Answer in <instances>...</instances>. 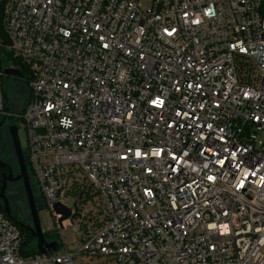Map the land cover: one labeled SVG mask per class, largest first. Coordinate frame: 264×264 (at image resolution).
<instances>
[{"label":"built area","instance_id":"2783aa9c","mask_svg":"<svg viewBox=\"0 0 264 264\" xmlns=\"http://www.w3.org/2000/svg\"><path fill=\"white\" fill-rule=\"evenodd\" d=\"M1 25L29 91L8 112L0 65V122L62 243L23 256L0 211V264H264V0H5Z\"/></svg>","mask_w":264,"mask_h":264},{"label":"rangeland","instance_id":"374dc122","mask_svg":"<svg viewBox=\"0 0 264 264\" xmlns=\"http://www.w3.org/2000/svg\"><path fill=\"white\" fill-rule=\"evenodd\" d=\"M150 3V0H143V5L144 7H147ZM3 52V51H2ZM0 53V65L1 67L4 69L6 67L12 66V62L8 61L5 57V54ZM29 82V81H28ZM28 82H26V80L24 81V79H15L12 77H2V88H4V92L7 95V107L6 110L12 113H20L23 109V106L26 103V99H27V95H28ZM17 100V101H16ZM10 120H8V118L5 121L4 126L8 125ZM14 124L18 123V119L16 117H13L12 120ZM18 139H19V143L21 146V150L24 156H26L27 154V141H26V136L24 135V133H19L18 134ZM0 152L3 153L4 155V160L6 162H8L12 168L17 166V162H16V158L14 156V152L12 149V144H11V140L10 137L7 133V137H2L1 141H0ZM7 156H9V158H7ZM75 176V169H70ZM27 171L29 173L30 176V180L33 183V186L35 188V201H36V206L40 207L37 208V214H38V219H39V223H40V227L42 230V233L44 236H47L49 238L46 239L47 241H51V240H57L58 242H61V239L59 237L58 234H56V232L54 231V229L52 227H50L49 222H48V218H47V210L44 208L43 206V201L40 198V194H39V189L37 188L36 184H34V178H33V174H32V170L30 168V166L27 164ZM73 176V177H74ZM80 175H76V177L79 178ZM12 189H14V186L11 187ZM2 205V204H1ZM21 216V215H20ZM30 220V219H29ZM27 222V221H26ZM25 222V224H27ZM62 236H63V243L69 248L70 251L74 252L76 249H78L81 245L80 243V236H73L70 237V230H64L62 231ZM62 250H59L58 253H61ZM75 262L77 264H115L113 261L111 260H107L105 258H99V257H87V256H80V257H75L74 258Z\"/></svg>","mask_w":264,"mask_h":264},{"label":"water","instance_id":"95a60500","mask_svg":"<svg viewBox=\"0 0 264 264\" xmlns=\"http://www.w3.org/2000/svg\"><path fill=\"white\" fill-rule=\"evenodd\" d=\"M3 74L9 77H12V78H17V79L24 78V75L21 73L19 69L10 68V67L3 69ZM3 99L5 100L4 102L6 103L7 102L6 96H3ZM3 121H4V118L0 122V132H1ZM8 134H9V137L12 143L14 156L17 160V165L20 171V176L16 179H13L12 181L18 180L20 178H22L23 180V186H24V190L26 193L29 215L31 218V224H32L31 227H27L19 223L17 220H15L10 215V210H9L7 200L3 195L4 188H5V179H3L2 189L0 192V198H2L3 200V211L6 214V216L12 222H14L18 227L27 230L31 234V236L35 240V248H36L37 254L51 256L53 253L57 252L58 244L55 241L48 242L42 233L39 219H38V214H37V207H36L33 194L31 191L30 182H29V178H28L27 170H26V165H25L23 153H22L21 146H20L19 139H18L17 128L15 125H11L10 127H8ZM0 136H1V133H0ZM3 167L4 165H2V163L0 162V169H2ZM54 208H55V211L61 214L62 216L61 219L59 220V223L69 217L70 215L69 210L66 209L65 207L59 204H56Z\"/></svg>","mask_w":264,"mask_h":264},{"label":"flooded vegetation","instance_id":"af4514ba","mask_svg":"<svg viewBox=\"0 0 264 264\" xmlns=\"http://www.w3.org/2000/svg\"><path fill=\"white\" fill-rule=\"evenodd\" d=\"M15 79H17V78H15ZM3 96H6V99H7V95L5 94V92H4ZM5 105H7V103H5ZM8 120H10V121H9L8 125H6V126H4L6 119L3 121V124L1 127V132H0L1 133L0 141H1V138L3 136L7 137L6 135L8 133V127H10L11 125H14L13 121H11L12 118H8ZM23 157H24V161H25V156L23 155ZM7 158H9V156H7ZM0 162L2 163V165H4V167L2 169H0V192L2 189L3 179H5V188H4L3 195L7 200L9 210H10V215L15 220H17L19 223H21L27 227H31V225H32L31 224V218L29 215L26 193H25L24 186H23V180H22V178H20L18 180L12 181L13 179H16L20 176L19 168H16V167L12 168V166L4 160V155L2 152H0ZM16 162H17V160H16ZM25 165H26V170H27V162L26 161H25ZM27 175L29 178L31 191H32L33 198L35 201L36 192H35V188L33 186V183L30 180V176H29L28 171H27ZM12 186H14V189L11 188ZM0 203L3 206L2 198H0ZM35 204H36V201H35ZM24 220L27 221V224L23 223Z\"/></svg>","mask_w":264,"mask_h":264},{"label":"trees","instance_id":"16d2710c","mask_svg":"<svg viewBox=\"0 0 264 264\" xmlns=\"http://www.w3.org/2000/svg\"><path fill=\"white\" fill-rule=\"evenodd\" d=\"M4 2H5V0H0V43L1 44L7 43L6 34H5L3 27L1 25L2 10H3ZM1 52L3 54H5V57L8 61H11L13 65L17 66L20 69L21 73L24 75V78H23L24 81L26 80V82H28L29 81V75H28L27 67L23 66L20 61L12 58V56L9 53H7L6 51H4L3 49L0 48V53ZM27 97H28V95H27ZM25 161L27 162L26 158H25ZM37 208H40V207L38 206ZM0 211L4 212L3 206L1 205V203H0ZM25 222L26 221L24 220L23 223L25 224ZM18 229H19V231L22 235V238H23V243H22V247H21V254L25 257L34 256L35 254H37L36 248H35V240L31 236V234L27 230L22 229L20 227H18ZM44 237L49 240V238L47 236H44Z\"/></svg>","mask_w":264,"mask_h":264},{"label":"snow or ice","instance_id":"6c2138e0","mask_svg":"<svg viewBox=\"0 0 264 264\" xmlns=\"http://www.w3.org/2000/svg\"><path fill=\"white\" fill-rule=\"evenodd\" d=\"M162 103V102H161ZM139 154V153H138Z\"/></svg>","mask_w":264,"mask_h":264}]
</instances>
